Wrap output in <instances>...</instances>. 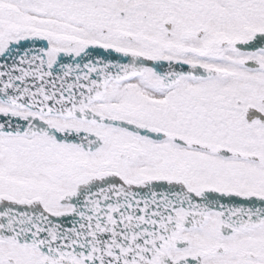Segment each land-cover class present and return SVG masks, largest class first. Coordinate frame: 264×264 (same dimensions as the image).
I'll list each match as a JSON object with an SVG mask.
<instances>
[{
    "label": "snow or ice",
    "instance_id": "1",
    "mask_svg": "<svg viewBox=\"0 0 264 264\" xmlns=\"http://www.w3.org/2000/svg\"><path fill=\"white\" fill-rule=\"evenodd\" d=\"M0 264H264V0H0Z\"/></svg>",
    "mask_w": 264,
    "mask_h": 264
}]
</instances>
